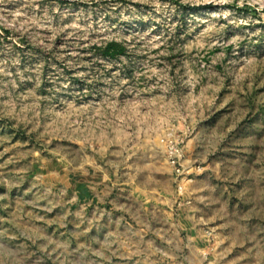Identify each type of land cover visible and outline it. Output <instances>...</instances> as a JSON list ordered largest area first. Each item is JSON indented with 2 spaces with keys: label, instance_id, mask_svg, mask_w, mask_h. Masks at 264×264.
Segmentation results:
<instances>
[{
  "label": "rangeland",
  "instance_id": "rangeland-1",
  "mask_svg": "<svg viewBox=\"0 0 264 264\" xmlns=\"http://www.w3.org/2000/svg\"><path fill=\"white\" fill-rule=\"evenodd\" d=\"M0 264H264V0H0Z\"/></svg>",
  "mask_w": 264,
  "mask_h": 264
}]
</instances>
